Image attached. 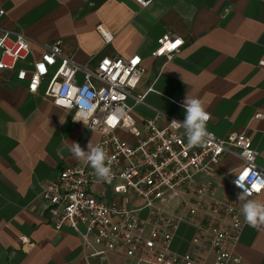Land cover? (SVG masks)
Listing matches in <instances>:
<instances>
[{
  "label": "crops",
  "instance_id": "obj_1",
  "mask_svg": "<svg viewBox=\"0 0 264 264\" xmlns=\"http://www.w3.org/2000/svg\"><path fill=\"white\" fill-rule=\"evenodd\" d=\"M0 10V30L27 37L34 60L57 40L91 69L103 57L141 56L146 72L136 93L145 102L133 112L139 124L158 112L182 121L185 110L175 102L197 98L210 114L206 128L221 137L247 133L264 169V0H151L147 7L134 0H0ZM100 24L114 37L109 45ZM168 33L185 46L170 62L153 58ZM55 77L30 93L15 71L0 70V264H142L118 252L93 258L81 238L85 226L57 231L40 212L45 185L79 161L72 143L87 151L101 137L54 104ZM237 252L241 264H264V225L247 224Z\"/></svg>",
  "mask_w": 264,
  "mask_h": 264
},
{
  "label": "built area",
  "instance_id": "obj_2",
  "mask_svg": "<svg viewBox=\"0 0 264 264\" xmlns=\"http://www.w3.org/2000/svg\"><path fill=\"white\" fill-rule=\"evenodd\" d=\"M134 1L142 7L151 3ZM5 14L0 10V21ZM97 30L106 45L113 42L102 24ZM157 43L152 57L166 62L185 46L183 38L170 33ZM31 56L27 37L0 30V70L15 71L30 93L55 72L50 89L54 104L76 115L85 89L89 95L83 98L95 106L85 126L100 133L95 146L103 147L111 161L110 181L98 180L81 159L45 185L39 209L57 231L68 227L79 232L85 226L81 238L93 258L118 252L142 264H241L237 246L247 223L236 182L241 176L249 187L257 179L264 181L259 152L247 133L221 137L207 129L206 142L191 146L184 129L171 123L178 119L158 112L139 124L133 112L145 102L136 90L146 72L139 55L103 57L91 69L74 62L57 40L40 60ZM175 103L183 108L181 101ZM233 160L237 163L222 172L220 166ZM248 199L264 202V187ZM179 237L183 240L176 244Z\"/></svg>",
  "mask_w": 264,
  "mask_h": 264
},
{
  "label": "clouds",
  "instance_id": "obj_3",
  "mask_svg": "<svg viewBox=\"0 0 264 264\" xmlns=\"http://www.w3.org/2000/svg\"><path fill=\"white\" fill-rule=\"evenodd\" d=\"M103 31V29H101ZM89 95L85 89L81 91V101L75 121H82L85 125L95 111V106L90 104L83 97ZM185 110V118L182 121L173 120L171 123L176 128H183L188 144L191 146H201L206 142L208 136L206 124L210 119V114L205 110L201 101L197 98L186 97L182 103ZM63 123V121H61ZM73 156L80 160H86L93 168L98 180L110 181L111 179V161L103 147L93 146L91 143L87 146V151L82 149L78 143L73 142L71 146ZM245 177H239L237 186L242 189L238 195V199L242 201L241 212L246 223L251 227L264 225V202L256 199H248L252 191L259 192L264 187V181L257 179L251 183L250 187L244 184Z\"/></svg>",
  "mask_w": 264,
  "mask_h": 264
},
{
  "label": "snow or ice",
  "instance_id": "obj_4",
  "mask_svg": "<svg viewBox=\"0 0 264 264\" xmlns=\"http://www.w3.org/2000/svg\"><path fill=\"white\" fill-rule=\"evenodd\" d=\"M180 42L179 41H176V44H179Z\"/></svg>",
  "mask_w": 264,
  "mask_h": 264
}]
</instances>
